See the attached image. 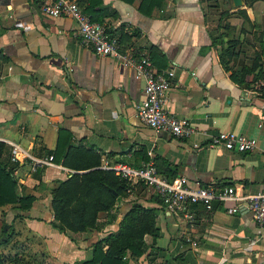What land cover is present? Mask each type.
I'll return each instance as SVG.
<instances>
[{"label":"crops","instance_id":"crops-1","mask_svg":"<svg viewBox=\"0 0 264 264\" xmlns=\"http://www.w3.org/2000/svg\"><path fill=\"white\" fill-rule=\"evenodd\" d=\"M140 0H99L96 22L122 54L147 56L173 71L166 110L195 129L190 137L154 132L135 116L144 81L130 66L81 46L68 17H50L39 0H0V142L2 163L18 160L11 175L16 194L31 195L27 212L0 206L4 264H77L91 245L116 228L132 198L155 208L157 235L143 236L141 255L126 252L125 264H264V227L233 202L193 205L192 219L167 211L152 189L135 187L118 200L110 224L98 230L59 232L50 225V191L74 173L61 164L68 147L97 153L99 168L151 162L161 175L183 176L190 187L230 185L237 197L253 195L264 181V0H162L149 15ZM221 56V59H220ZM161 70V69H160ZM62 131L57 141L59 131ZM218 131L256 140L253 151L208 146ZM62 154L55 158V148ZM51 160L46 164L33 160ZM19 215V216H17ZM100 221L107 214L98 213ZM4 237V239H5ZM1 242V241H0ZM106 250V246L102 251Z\"/></svg>","mask_w":264,"mask_h":264},{"label":"built area","instance_id":"built-area-1","mask_svg":"<svg viewBox=\"0 0 264 264\" xmlns=\"http://www.w3.org/2000/svg\"><path fill=\"white\" fill-rule=\"evenodd\" d=\"M85 2L86 0H39L38 8L50 17H68L73 20L74 34L81 46L90 48L95 55L108 56L121 61L123 65L133 68L136 77L143 79L142 98L135 106V116L143 125L156 133H165L178 139L188 138L195 133L189 121L174 116L165 108L173 71L169 68L155 70L147 56L134 57L130 54H122L117 42L106 32L104 26L91 21L84 12ZM258 88L264 95V79L259 80ZM207 145L246 152L256 148V140L232 131H218L208 137ZM10 153L11 161H17L18 157L13 147ZM50 160L49 156L47 160H33V162L46 164ZM101 167L113 170L116 175L126 180L130 188L127 190L128 195L131 194L137 181H143L146 187L152 189L159 203L180 218L191 220L192 214L189 209L193 205L210 209L213 200L230 201L233 204L226 208L227 213H236L241 206L249 212L256 225L264 227V181L258 193L237 197L230 185L218 189L211 185H199L193 188L188 186V181L183 176L170 178L161 175L151 162L132 168L120 163L108 165L104 161Z\"/></svg>","mask_w":264,"mask_h":264},{"label":"trees","instance_id":"trees-1","mask_svg":"<svg viewBox=\"0 0 264 264\" xmlns=\"http://www.w3.org/2000/svg\"><path fill=\"white\" fill-rule=\"evenodd\" d=\"M128 2L132 0H127ZM162 0H140L137 10L143 15H149L152 8L160 6ZM99 0H86L83 10L91 21L96 22L95 5ZM106 30V28H105ZM108 33V31L106 30ZM151 61V58L149 56ZM221 59V56H220ZM158 71L162 68H156ZM60 130L57 141L60 140ZM55 148L56 159L62 154ZM5 145L0 142V156L5 154ZM97 153L82 146L68 147L62 156L61 164L74 173L66 179L58 181L50 191V207L52 220L50 225L59 232H82L85 230H98L105 224H110L115 217L109 212L115 203L128 196L130 189L126 180L116 175L111 169L99 168ZM16 164L2 163L0 161V206L4 204H18L16 209L27 212L33 200L31 195L16 194L17 182L11 175L12 166ZM145 188L146 184L139 180L135 187ZM128 209L121 215L116 228L97 239L91 245V256L88 260L77 264H125V254L139 256L142 253L143 236L157 235L155 227V208L146 207L134 199L129 200ZM107 214V220L102 222L98 213ZM19 216V215H17ZM5 237L0 243L8 242ZM106 246V250L102 248ZM0 264L3 259L0 256Z\"/></svg>","mask_w":264,"mask_h":264},{"label":"water","instance_id":"water-1","mask_svg":"<svg viewBox=\"0 0 264 264\" xmlns=\"http://www.w3.org/2000/svg\"><path fill=\"white\" fill-rule=\"evenodd\" d=\"M233 5L238 6L240 5V0H232ZM8 225L5 223L2 226V234L0 235V241H2L5 237V231L7 229Z\"/></svg>","mask_w":264,"mask_h":264}]
</instances>
